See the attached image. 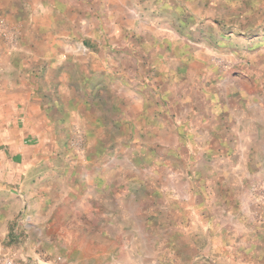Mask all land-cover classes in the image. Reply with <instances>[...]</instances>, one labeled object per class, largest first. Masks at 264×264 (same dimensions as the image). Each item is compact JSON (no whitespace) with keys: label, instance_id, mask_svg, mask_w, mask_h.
Segmentation results:
<instances>
[{"label":"rangeland","instance_id":"374dc122","mask_svg":"<svg viewBox=\"0 0 264 264\" xmlns=\"http://www.w3.org/2000/svg\"><path fill=\"white\" fill-rule=\"evenodd\" d=\"M60 1V19L44 31L60 41L53 60L86 94V119L110 125L111 161L126 168L115 185L132 194L123 208L111 201L117 216L103 223L89 206L63 211L69 234L60 243L31 239L30 256L25 239L11 235L22 215L10 227L0 221V259L264 264V0ZM108 56L125 61L122 77L105 65ZM124 113L157 125L175 119L186 134L145 129L129 138L132 126L115 122ZM90 126L98 143V125Z\"/></svg>","mask_w":264,"mask_h":264},{"label":"crops","instance_id":"0c3cea01","mask_svg":"<svg viewBox=\"0 0 264 264\" xmlns=\"http://www.w3.org/2000/svg\"><path fill=\"white\" fill-rule=\"evenodd\" d=\"M53 17H61L60 0H0V215L7 214L0 221L10 227L22 215L12 234L8 227L1 234L22 236L28 256L31 239L51 235L60 243L69 234L63 211L89 206L103 223L117 216L110 202L123 208L127 194H132L130 185H115L125 177L126 168L111 161L106 137L110 125L99 123L100 118L86 119V94L61 71L63 60H53L56 37L44 32L52 28L46 21ZM5 26L10 30L7 35L2 31ZM85 60L92 64L93 55H85ZM76 62L73 59V67ZM124 63L113 56L105 60L118 77L123 76ZM145 120L124 113L115 122L124 130L132 126L129 138L145 129L154 135L186 134L175 119L161 125ZM93 122L100 137L94 144L90 143ZM78 136L84 138L83 148L76 144ZM68 156L70 163L62 168V159ZM38 247L39 255L50 254Z\"/></svg>","mask_w":264,"mask_h":264},{"label":"built area","instance_id":"2783aa9c","mask_svg":"<svg viewBox=\"0 0 264 264\" xmlns=\"http://www.w3.org/2000/svg\"><path fill=\"white\" fill-rule=\"evenodd\" d=\"M0 264H30V263H18L15 259L10 257H3L0 259ZM39 264V263H36Z\"/></svg>","mask_w":264,"mask_h":264}]
</instances>
